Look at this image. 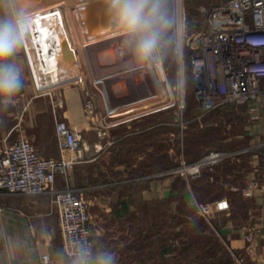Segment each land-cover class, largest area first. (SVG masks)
Returning a JSON list of instances; mask_svg holds the SVG:
<instances>
[{"label":"crops","instance_id":"crops-1","mask_svg":"<svg viewBox=\"0 0 264 264\" xmlns=\"http://www.w3.org/2000/svg\"><path fill=\"white\" fill-rule=\"evenodd\" d=\"M19 60L26 72V64L21 57ZM75 90L77 88L67 90V95L68 91H74L75 96ZM144 93L132 94V98L137 99L136 104L123 108L120 113L121 116L137 117L131 121L123 120L115 126L108 132L109 138H98L84 128L87 147L81 152L83 160L75 166L67 182L90 202V229L96 242L95 260L98 262L109 253L118 256V264H125L127 259L133 258L129 247L137 243L141 236L148 239L150 233L155 234L158 203L163 202L161 205L169 217H181L187 210L196 213L197 204L227 198L232 210L221 215L223 219L218 224L221 241L225 242L237 263L264 264V178L258 176L264 170V110L259 122L253 123L252 127L247 126L244 134L230 135L221 140L224 146L218 150H248L237 162L205 172L198 179L187 181L176 177L174 182L172 177L163 175L173 168L170 160L171 123L155 124V115L165 116L163 111L167 110L140 108ZM128 95L118 98L125 100ZM81 101L80 98L78 102ZM67 105L65 111L56 110L59 115L56 120H62L73 128L84 127L85 121L80 112L76 113L71 105ZM195 109L197 113L198 108ZM196 116L185 121L184 130L178 123L180 137L190 127L200 132L219 128L231 132L241 119L249 118L244 108L239 114L210 115L203 123L196 121ZM236 119L238 121L234 122ZM51 128V140L35 135L32 141L43 157L58 159L62 154L56 140L55 123ZM34 129H40L38 121ZM260 138L263 142L257 147L255 143ZM108 142L111 147H108ZM181 145L185 152L182 142L179 150ZM158 148H162L161 154H157ZM255 179L259 181V188L254 189L252 196H247L246 190ZM64 185V178L58 177L57 186L61 188ZM213 187H217L216 191L209 193ZM177 198L183 202H175ZM59 222L53 195H21L1 191L0 264H41V256L45 254L51 256L52 264H80L65 257ZM249 234L253 236V243L248 240Z\"/></svg>","mask_w":264,"mask_h":264},{"label":"rangeland","instance_id":"rangeland-1","mask_svg":"<svg viewBox=\"0 0 264 264\" xmlns=\"http://www.w3.org/2000/svg\"><path fill=\"white\" fill-rule=\"evenodd\" d=\"M218 2L219 0H183V13L180 14L178 12L177 0H166L163 14L166 18L173 20L175 26L171 32L166 33L165 42L162 44L157 55V59L160 61L166 76V81L162 83L158 80V65L155 63H151L150 65L149 60L148 62L134 61V57L129 54L130 51L127 50L128 48L126 46H123L125 55L121 60L119 59L120 61L118 60L116 64H111V66L98 65V63H95L94 58H96L95 60L98 62L97 57L102 50L113 49L115 46H97V48L92 49L87 48L85 53L86 60H81L80 51L73 41L64 10L62 11L60 9L48 14L34 15L35 19L30 29L29 42L23 48L19 56L27 66V71L24 72L25 86L17 95L13 105L8 111L0 114V138H7L9 141H15L22 136H26L32 140L35 135H38L43 140H51L53 136L51 127L54 123L56 124L57 121H62L56 120L59 117L56 110H67V103L72 106L74 111L76 110V113L80 112L82 120L85 121L84 127L80 128L77 126L73 128L74 130L83 133L85 128L93 132L98 138H109L108 132L114 130L115 126L120 124L123 120L131 121L137 117V115L121 116L120 113L123 108H130L136 104L135 101L137 99L132 98V94L136 92H145V96L141 98L139 103L140 108H145L146 110H159L172 106L169 110L163 111V113L165 112V116L155 115L157 117L155 124L171 123L170 129L173 136L170 160L173 168L176 166L181 142L185 147V156L191 159L202 156L207 150L223 148L224 145L221 143L223 138H229L230 135L233 136L234 134H244V129L247 126L252 127L254 125L253 121L245 117L246 119H241L240 124H236L231 132L222 128L214 131L199 132L195 127L189 126L190 128L185 131L183 137L179 136L181 130L178 127V107L180 104L183 102L186 109H190L187 114L185 109V121L190 118L191 111L195 110L197 107L193 95L187 47L190 46V34L196 29H200L203 25L206 26V21L209 16L208 13L212 11L211 9H213ZM179 15L183 17V21L180 18V26ZM180 27L181 30H183L181 32L183 33V46H185L183 59L179 54V50H176L174 45L169 47L167 43V37L174 36L177 31H179ZM91 53L94 58L91 56ZM128 59L131 63L127 61ZM124 62L127 63L124 64ZM29 64L32 67H30ZM98 66H101V68ZM104 67H107L106 69H109V71H105L106 69ZM103 68L104 71L102 72ZM117 69L120 70L118 71ZM95 71L97 75L99 74L98 78L94 73ZM106 72H108V74ZM128 72L129 74H127ZM122 75L125 77L123 78ZM118 76L120 77L119 79ZM70 81L73 82L69 83ZM133 82L135 84H133ZM160 86L165 90L163 95L159 92ZM71 88H77V90H75V96L74 91H68L69 96L67 95L66 91ZM131 90L135 91L132 92ZM153 90L156 91L154 92ZM125 93L130 94V96L125 97V100L118 98L119 96L126 95ZM80 98L82 101L79 103L78 101H80ZM77 104L79 109H77ZM136 107L139 108V106ZM175 111L177 112L175 113ZM37 121L39 122L40 129L37 131L34 129L33 131ZM236 121H238V119L234 122ZM56 140L59 142L57 137ZM262 142L263 138H260L255 145L258 147ZM108 143V147H111L112 145L110 142ZM58 145L60 147L62 159L64 156L66 157V153H63L60 142ZM84 147H87L86 141L84 142L83 148ZM160 149L162 148L157 149V154L162 153ZM172 180L175 182L177 179L172 178ZM216 189L217 187H213L209 193L216 191ZM206 192H208V189ZM175 202L180 203L183 202V200L177 198ZM161 204H163V202H161ZM161 204L158 203L156 206L155 234L153 235L150 233L148 238L151 239L153 243L154 240H157L156 238L154 239V236L159 233L158 238L165 239L164 242L161 240L160 244L154 246L155 252L162 253L163 251H169L170 246H172L173 252L178 256L177 258H180L182 254L187 252L186 255L188 259L180 258L181 261H177L180 264H234V257L227 256V246L225 242H222L223 240L220 239L218 224H220L223 219L221 215L208 221L200 217L197 210L196 213L192 210H187L183 212L181 217H178V215L169 217L167 212H165V207ZM180 230L182 233L185 232L184 236L187 238L199 234L197 236L199 238L197 239L200 241L192 249V253L189 249H185L186 251L183 253V247L180 248V246L173 241L181 237L182 233ZM213 240H219L222 246H217L214 244ZM168 241L173 242L172 245ZM211 246L216 247V259L213 261L205 257V251H209ZM147 253L150 252L148 251ZM150 258L149 264L160 263L154 254H152ZM167 258H169L167 259L168 263L164 262V264H172L170 262L171 256ZM134 263L141 264L137 263L134 258H129L125 262V264ZM143 264L148 263L144 262ZM235 264L239 263L235 261Z\"/></svg>","mask_w":264,"mask_h":264},{"label":"built area","instance_id":"built-area-1","mask_svg":"<svg viewBox=\"0 0 264 264\" xmlns=\"http://www.w3.org/2000/svg\"><path fill=\"white\" fill-rule=\"evenodd\" d=\"M211 10L206 26L191 32L187 46L198 108L195 120L203 123L210 115L239 114L244 108L253 123L259 122L264 110V0H219ZM184 49L185 46L179 47L182 59ZM178 108L180 128L184 130L186 106L182 102ZM55 130L66 153L62 159L43 157L26 136L15 141L0 138V192L53 195L65 257L80 264H98L94 257L96 242L90 229V202L67 184L71 172L83 160L85 138L64 121H57ZM247 152L211 150L197 161L189 162L181 145L176 166L163 175L191 181L219 166L237 162ZM260 175L264 178V170ZM58 177L66 182L61 188L57 186ZM256 188L259 181L255 179L246 195L252 196ZM231 210L227 198L197 204L199 216L208 221ZM248 240L253 243L251 234ZM41 264H52L51 256L42 255Z\"/></svg>","mask_w":264,"mask_h":264},{"label":"clouds","instance_id":"clouds-1","mask_svg":"<svg viewBox=\"0 0 264 264\" xmlns=\"http://www.w3.org/2000/svg\"><path fill=\"white\" fill-rule=\"evenodd\" d=\"M109 4L112 18L134 59H156L166 33L175 26L163 14L166 0H109ZM34 19L27 0H0V114L8 111L25 86L19 56L29 42ZM167 43L179 50L180 32L168 36ZM98 264H118V256L105 254Z\"/></svg>","mask_w":264,"mask_h":264},{"label":"bare ground","instance_id":"bare-ground-1","mask_svg":"<svg viewBox=\"0 0 264 264\" xmlns=\"http://www.w3.org/2000/svg\"><path fill=\"white\" fill-rule=\"evenodd\" d=\"M96 0H46L45 2H43L42 4H35L33 1L31 0H27V6L33 11L34 15H43V14H48L51 12H55L57 10H64V12L66 13V18H67V24L70 28L71 31V35L73 38V41L75 43V45L78 47L79 51H80V55H81V60L83 59V61L86 60V50L87 48H97V46H115L113 49H104V50H100L101 52L98 54L97 60L98 62L95 60L96 58H94L91 53V56L94 58L95 63H98V65H105V66H111V64H116L118 62V60L125 55V50L123 49V46L125 47L124 44V39L125 37L121 34V30L120 28L116 25L115 22H113V24H111V26L108 27V29L106 30H97V31H92L90 28V24H88L87 20H86V15H87V6L91 3L94 2ZM105 4H107V6L110 7L109 4V0H102ZM177 7H178V12L180 14L183 13V0H177ZM179 18V26L180 24V18L183 21V17L182 15L178 16ZM91 31V32H90ZM183 30H181V27L179 28V32H180V49L183 46V33L181 32ZM74 45V46H75ZM122 46V47H119ZM101 49V48H100ZM97 50V49H95ZM128 50V49H127ZM92 52V50H91ZM98 52V51H97ZM131 54V53H129ZM89 55V54H88ZM95 55V54H94ZM127 55V54H126ZM90 56L91 60L92 57ZM97 56V55H96ZM131 57V55H130ZM130 59V58H129ZM129 59L127 60L128 62ZM132 59V58H131ZM130 59V60H131ZM134 59V58H133ZM132 59V60H133ZM119 60V61H120ZM126 60V59H125ZM124 61V59H123ZM134 61H136L134 59ZM148 62V61H147ZM146 62V63H147ZM150 65L151 63H155L158 65L157 70H158V80L160 83L166 81V76L164 74L163 71V67L160 63V61L156 58L154 60H149ZM94 63V62H92ZM127 63V62H126ZM124 62V64H126ZM131 63V62H130ZM137 63V62H136ZM123 64V63H122ZM135 64V63H134ZM121 65V64H120ZM95 66V65H93ZM99 67V66H98ZM97 67V68H98ZM118 67V66H117ZM120 67V66H119ZM132 67V66H131ZM89 68V67H88ZM101 68V66L99 67ZM105 69L107 67H104ZM104 68L102 70V72L104 71ZM122 68V67H121ZM120 68V69H121ZM126 68V67H125ZM124 68V70H125ZM119 69V70H120ZM141 69V68H140ZM115 70V69H114ZM118 70V69H117ZM118 70V71H119ZM122 70V69H121ZM143 70V69H142ZM93 71V69H92ZM105 71H109V69H106ZM113 71V70H111ZM99 72V71H98ZM97 72V73H98ZM116 72V71H114ZM132 72V71H130ZM147 72V71H145ZM95 75L96 71L94 72ZM93 73V74H94ZM108 74V72H106ZM111 73V72H110ZM135 73V72H134ZM139 73V72H138ZM105 74V73H104ZM123 74V73H122ZM129 74V72L127 73ZM126 74V75H127ZM132 74V73H131ZM130 74V75H131ZM102 75V74H101ZM129 75V76H130ZM133 75V74H132ZM99 74L97 75L98 78ZM128 76V75H127ZM149 76V75H148ZM92 77V76H91ZM115 77V76H114ZM123 77V75H122ZM125 77V76H124ZM123 77V78H124ZM120 77L118 76V79ZM150 78V77H149ZM96 79V78H95ZM113 79V78H112ZM132 79V78H131ZM136 79V78H135ZM108 80V79H106ZM121 80V79H120ZM96 81V80H95ZM113 81V80H112ZM142 81V80H141ZM127 82V81H126ZM135 82V81H134ZM133 82V84H135ZM143 82V81H142ZM151 82V81H150ZM149 82V83H150ZM144 83V82H143ZM152 83V82H151ZM108 84V83H107ZM119 84V83H118ZM117 84V85H118ZM121 84V82H120ZM153 84V83H152ZM151 84V85H152ZM128 85V84H127ZM145 85V84H144ZM169 85V84H168ZM110 86V85H109ZM114 86V85H113ZM132 86V84H131ZM135 86V85H134ZM133 87V86H132ZM169 87V86H168ZM119 88V87H118ZM117 88V89H118ZM122 88V87H121ZM155 88V87H153ZM130 90V89H129ZM118 91V90H116ZM123 92H125L124 90H122ZM132 92L135 90H131ZM154 92L156 90H153ZM121 92V91H120ZM128 92V91H127ZM160 94L163 95V93L165 92V90L160 86V90H159ZM104 93V92H103ZM115 93V92H114ZM126 94V93H125ZM116 95V94H115ZM118 95V94H117ZM105 96V95H104ZM126 96V95H125ZM124 96V97H125ZM120 97V96H119ZM129 97V95H128ZM116 98V96H115ZM114 98V99H115ZM122 98V97H120ZM111 100V98H110ZM109 100V101H110ZM116 101V100H115ZM112 103V102H111ZM117 104V103H116ZM114 105V104H113ZM116 108V107H115Z\"/></svg>","mask_w":264,"mask_h":264},{"label":"trees","instance_id":"trees-1","mask_svg":"<svg viewBox=\"0 0 264 264\" xmlns=\"http://www.w3.org/2000/svg\"><path fill=\"white\" fill-rule=\"evenodd\" d=\"M192 86H193V84H192ZM190 111V109H187V112H186V114L188 113ZM195 114H196V109L195 110H192L191 111V113H190V118H188V120H192L194 117H195ZM200 132V131H199ZM201 132H203V131H201ZM211 150H218V149H210V150H207L202 156H204L207 152H209V151H211ZM202 156H200V157H198V158H187L186 156V159L189 161V162H195V161H197L198 159H200ZM181 231V230H180ZM181 233H182V231H181ZM184 233L185 232H183L182 233V235H181V237L178 239V240H173L174 242H176L179 246H180V248L181 247H183V253H184V251H186L185 249H189L190 251H191V253H192V249L195 247V245L200 241V240H198L197 238H199V237H197L199 234H196V235H194L193 237H189V238H187L186 236H184ZM195 233V232H194ZM158 235H159V233L156 235V236H154V239L156 238L157 240L155 241H153V243H152V240L151 239H146V238H143L142 236L140 237V239H139V241L137 242V243H134V245L133 246H130L129 247V252L131 253V255H133V258H134V260L137 262V263H141V264H143L144 262H146V263H148L149 264V259H151L150 257H151V255L152 254H154L155 256H156V258H157V260H159L160 261V263L159 264H164V262H166V263H168L167 262V259H169V258H167L168 256H171V260H170V262L172 263V264H180V263H178V262H180L181 260H180V258L181 259H184V258H187V255H186V253L187 252H185L184 254H182L181 256H180V258H177L178 256L175 254V252H173L174 250H173V247L172 246H170V250L168 251H163L162 253H157V252H155V249H154V246H157L158 244H160V241L162 240L163 242L165 241V239H159L158 238ZM185 239H184V238ZM170 240V239H169ZM151 241V242H150ZM212 241V240H211ZM214 241V244H216L217 246L219 245L220 247L222 246V243L219 241V240H213ZM156 242V243H155ZM171 245H172V243L173 242H171V241H168ZM169 244V245H170ZM174 245V244H173ZM175 247V246H174ZM215 248L216 247H214V246H211V249H209V251H205V257H206V259H211L212 261L214 260V259H216V250H215ZM151 253V255H150V253H147L148 251ZM163 250V249H162ZM176 251V250H175ZM211 251V252H210ZM133 253V254H132ZM182 253V252H181ZM227 253H228V257H232V255H231V253L229 252V251H227ZM230 255V256H229ZM192 256H193V254H192ZM132 259V258H131ZM179 259V260H178ZM188 259V258H187ZM178 261V262H177ZM233 262H234V264H235V261H234V259H233Z\"/></svg>","mask_w":264,"mask_h":264},{"label":"water","instance_id":"water-1","mask_svg":"<svg viewBox=\"0 0 264 264\" xmlns=\"http://www.w3.org/2000/svg\"><path fill=\"white\" fill-rule=\"evenodd\" d=\"M31 1L35 4H42L46 0ZM104 2L102 0H96L87 6L86 20L88 24H90V28L93 32L97 30H106L114 22L110 7Z\"/></svg>","mask_w":264,"mask_h":264}]
</instances>
